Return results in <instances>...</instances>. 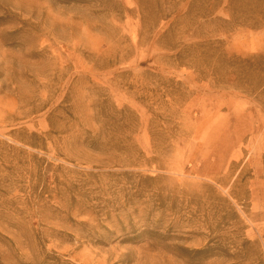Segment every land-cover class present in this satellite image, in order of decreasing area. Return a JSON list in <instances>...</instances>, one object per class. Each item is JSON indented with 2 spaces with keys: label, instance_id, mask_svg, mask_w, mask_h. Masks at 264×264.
Returning <instances> with one entry per match:
<instances>
[{
  "label": "rangeland",
  "instance_id": "rangeland-1",
  "mask_svg": "<svg viewBox=\"0 0 264 264\" xmlns=\"http://www.w3.org/2000/svg\"><path fill=\"white\" fill-rule=\"evenodd\" d=\"M0 264H264V0H0Z\"/></svg>",
  "mask_w": 264,
  "mask_h": 264
}]
</instances>
